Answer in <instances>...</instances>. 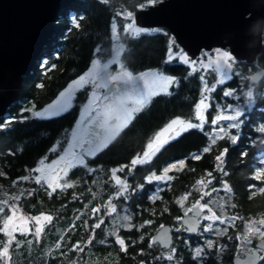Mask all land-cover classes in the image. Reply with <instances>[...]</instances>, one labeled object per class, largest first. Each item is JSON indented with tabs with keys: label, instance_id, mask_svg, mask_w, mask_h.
I'll list each match as a JSON object with an SVG mask.
<instances>
[{
	"label": "trees",
	"instance_id": "16d2710c",
	"mask_svg": "<svg viewBox=\"0 0 264 264\" xmlns=\"http://www.w3.org/2000/svg\"><path fill=\"white\" fill-rule=\"evenodd\" d=\"M142 2L145 0H108L107 3L104 0H77L58 12L55 18V34L35 61L32 72L23 78L18 101L8 109L7 113H12L17 119L10 123L9 128L0 129V172H3V175H0V200L19 195L21 190L39 189L34 181H23L20 178L26 176L57 141H63L68 135L78 118L80 103L86 93L84 90L78 91L69 110L59 116L36 118L25 109L33 105L35 108H41L54 100L71 81L89 68L98 48L100 50L98 54L103 59L106 58L111 47V25L118 12L121 9L135 11ZM70 13L83 18L79 22V27L69 26ZM124 38L126 45L121 59L125 68L138 72L162 67L165 72L183 73L182 64L164 62L168 52L165 34L143 32L138 36ZM235 66L244 76L252 73L254 67L264 66V43L255 65L241 61ZM198 78L197 73L187 76L175 99L162 96L158 99L153 98L147 109L143 108L136 112L129 124L110 141L107 148L98 152L96 156L88 158L89 167L98 171L89 174L82 167L71 169L65 179L72 182L74 187L63 192L57 188L51 198L45 191L39 190L34 191L31 196L25 194L19 201H15L24 213L48 214L52 217V221L44 226L39 237L34 236L33 231L28 232L26 236L21 235L20 232L16 233V240L23 243L17 248L13 242L9 248L7 264H171L172 262L167 260L156 259L164 251L158 244L149 248L151 236L163 223L171 224L172 229L179 224L177 217H181L184 211L175 202L176 199L190 192L185 207L192 203L199 191L195 188L188 190L186 183L190 184L193 177L199 176L204 171H218L216 156L225 149L227 152L222 157L223 167L227 171H235L230 177L235 184L230 196L232 204L235 205L234 213L253 216L255 219L264 217V187L258 189L256 184L254 187L248 183L250 171H253L254 175L258 171H264V162L248 140L249 122L244 114L239 131L241 138L236 144H233L228 136H224L212 145L209 152L203 153L199 160L192 159L194 154L202 153L203 148L211 142L208 136L209 123H207L203 131L188 130L182 138L169 143L158 152L148 164L137 165L129 173L128 198L120 197L115 200L119 206L118 212L121 216L131 215L133 225H139L145 220H151L153 223L139 230L136 227L119 230V235L125 240L126 251H121L120 246L115 242V237L108 235L113 227L111 216H106L101 228L95 229L93 233L96 219L91 209L104 204L115 191L113 181L109 180L110 170L130 164L131 160L144 149L153 131L166 117L177 112H187L191 108L196 95L200 93ZM41 84L44 87H39ZM247 87L248 78H241L235 74L231 80L211 92L208 121L212 120L217 105L236 102L232 97L223 95L227 89L237 90L239 100L242 101L240 105H244L246 109L242 96H244L243 90ZM22 117L28 118L22 119ZM4 122V117H0V124ZM178 160L185 161L184 167L182 170H177L180 169L178 164L177 169L172 171H180L183 174L173 186L161 187L160 189H163L159 193L161 199L153 203L151 197L156 194L157 188L153 183H148L145 177L153 171H161V168L171 161L178 163ZM255 182L257 183L256 178ZM74 194L79 199H73ZM165 207L168 208L167 212L163 211ZM151 209L156 210L155 215L151 214ZM7 212L8 207H5L4 213L0 214V228L3 226ZM102 214L103 209H101ZM237 226L239 230L243 228ZM231 227H233L231 232L237 229L230 225L229 228ZM173 232L172 246L176 248L179 264L231 263L233 256L231 244H228L224 252L218 253L214 248L206 257L193 260L191 248L195 245L196 235L182 232L181 238H178V233L174 230ZM93 234L94 239L88 243L89 237ZM141 235H144L143 241L140 240ZM101 240L107 242L102 244ZM5 241L6 236L0 232V249ZM133 241L135 243H132ZM57 243L60 245L59 248L56 247ZM186 244H190L191 248ZM74 245H79L83 251L73 247ZM0 264H5V261L0 259Z\"/></svg>",
	"mask_w": 264,
	"mask_h": 264
},
{
	"label": "snow or ice",
	"instance_id": "6c2138e0",
	"mask_svg": "<svg viewBox=\"0 0 264 264\" xmlns=\"http://www.w3.org/2000/svg\"><path fill=\"white\" fill-rule=\"evenodd\" d=\"M105 3L108 0H104ZM163 0H145V2L139 3L138 8L143 10L148 7L155 6L159 3H162ZM125 20H130V23H126L123 26V30L125 33H130L133 36H138L142 32L149 31L143 29L142 27L137 26V21L134 18V13L128 11L124 14ZM82 17H77L75 14H69V26L71 28L79 27L80 20ZM113 36H117V23L113 20L111 25ZM156 31V30H151ZM166 34V33H165ZM177 47V51H173V47ZM100 50L97 49V52ZM215 56L213 57L210 50H204L202 56L199 60V68L205 70L204 74L201 75L200 79L203 81L204 88L201 92V99L195 105V116L194 119L199 121L198 123H194L192 120H184L180 118L173 119L169 124H167L160 132L156 133V136L152 141L147 144V150L142 154H138L134 157L130 164L120 165L119 167L112 168L110 170L111 176L109 177L110 181H115L116 192L113 196H111L104 204L94 207L91 209L92 213L95 214L96 222L93 225V233L95 229L101 228L104 224V218L106 216L112 217V229L109 230L108 235L115 237V242L120 246L121 251H126V243L125 240L119 235V230L121 228H133L136 227L137 230L143 229L146 225H151L153 221L145 220L143 223L139 225H133L131 223L132 217L129 214L121 216L118 212V204L113 201L123 197L127 199L128 196L126 193L130 185L127 183V180H122L117 173H125V169L128 170L125 175L131 173L137 165L148 164L152 157L156 155L157 152L163 148V146L168 143L169 140L178 137L182 132L187 131L189 129H200L203 131V126L207 122L204 116V111L208 109L210 106L209 103H206L210 99L206 93H211L215 91L216 87L219 84L225 83V81L229 80L233 76L232 65L235 63V58L233 55H230V52L227 50H221L219 48L214 50ZM207 58V62H205L204 58ZM174 60H179L183 64L188 65L191 68L192 73L198 71L197 68V60H192L190 57L184 52L183 49L178 48L175 45V41L172 40L168 46V52L166 54L165 63H171ZM99 61H93V69L90 70L89 73L80 76L78 80L73 81L72 84L68 86L65 91L59 94V97L52 103L47 106V108L42 111H36L35 105L30 108L25 109L27 112H31L32 116L36 118H51L54 116H59L64 112L68 111L72 106V101L74 99V93L79 88L83 87L85 84L92 85V94L89 99L88 105L84 107V113H82L81 120L77 124V129H79V133L77 130H73L70 133V137L65 136L63 141H57L56 144L50 149V153H59L58 158L51 161V163L46 164L48 160V156L46 155L44 158L39 160V166L35 169H31L30 174L21 177L20 179L23 181L32 180L36 185L39 186V189L36 190H21L19 195H15L10 197L9 199L0 200V214L4 213L5 207H8L10 211L15 213L17 211L16 205L10 204L9 200L19 201L22 196L27 194L31 196L34 191L43 190L46 192L49 198L53 196V193L56 192L57 188L60 189L61 192L65 191L68 188L74 187V184L69 180L65 179L68 176V172L71 169L82 167L87 170L89 174L98 171V169L89 167L88 158L94 157L100 151L108 147L111 139L114 138V135L118 132V130L126 124L128 121L132 119V116L135 112H138L143 108L146 104H148L153 96H157L160 94L170 95L169 88L173 85L178 86L179 81L176 77L165 75L160 71H149L140 73L137 76H133V74L127 71L123 65H121V73L112 75L106 71L108 68L107 64L103 66H99ZM217 73L220 77L219 80L214 83L211 88H209L205 75L208 71ZM130 86V91L132 94L136 95L138 98L135 100V107H129L125 103V99L128 96L127 91H123L121 87ZM39 87H44V85H39ZM107 90L103 92V95L100 94L101 90ZM111 93V95H109ZM223 95L225 97H231L234 95L233 91H224ZM224 112H231L232 115H225ZM118 114V115H117ZM244 114V110L238 107H229L228 105H224L220 114L216 115L212 121V125H217L220 121H230L227 124V128L237 129V135L229 136L228 132L225 131V128L220 127L219 131L213 130L212 133H208L210 144L207 147H204L202 153L194 154L191 158L199 160L203 153H207L211 150L212 145L217 143L218 139H223L224 136H228L233 144H236L239 139V129L241 128L242 121L240 117ZM28 117H22V119H27ZM5 122L0 124V129H7L12 121L16 120L17 117L8 116L5 117ZM260 132H264V127L258 129ZM66 144V147L63 145ZM227 152V149L224 152H221L216 156V161L218 162L216 168L223 175L227 176L228 173L223 169V159L222 157ZM61 162H64V166L59 168L55 172L46 171L52 170L55 166L60 165ZM180 165V169H177V163H171L168 166L164 167L162 170V174L157 175L156 172H151L148 176L145 177V180L148 183L153 181L157 182H165L171 181L175 177L168 175V173L173 170H182L185 165L184 160H180L178 162ZM192 171H195L192 169ZM39 173V175L32 176L31 173ZM62 173V175H61ZM0 175H3V172H0ZM207 179L198 180L197 185H202L203 187H208L211 184L212 180L215 179L211 172L207 173ZM256 179L264 178V171H258L255 175ZM62 181V183L60 182ZM18 183V182H13ZM78 183V182H77ZM46 185V187H45ZM138 187H143V185H138ZM224 189L231 193L232 189L227 184H223ZM51 189V191H48ZM163 189H157L156 194L151 197L153 203L156 200L161 199L160 191ZM199 191V188L196 189ZM91 191V190H89ZM216 188H212L211 192H216ZM211 192L204 193V195H211ZM191 193H186L176 199V203L183 209L184 216L177 217V221L180 223V227L175 229L176 232L186 231L190 233L202 234L203 232L214 233L216 236H224L227 235V228H214V224L216 221H219L220 224L228 223L229 225L234 226V222L237 219H243V217L231 216L224 218L222 216H217L213 209L209 206L211 201L208 203H201L200 200H196L191 203L190 206L185 207V201L188 199ZM73 199H79L75 194L73 195ZM203 199V196L200 198ZM87 207V205H86ZM231 207H235V205H231ZM101 209H103V214L101 215ZM207 209L208 214H204V210ZM151 214L155 215L156 210L151 209ZM164 212L168 211V208L165 207L163 209ZM221 211L223 208L221 207ZM191 213V215H189ZM115 214V215H113ZM30 219L35 222L37 225L35 227V231L33 233L34 236L39 237L41 233L40 221L43 219L48 223H51V216H33ZM79 219V217H77ZM12 220V216H6L3 220V227L0 228V232H3L7 237V240L3 242V247L0 249V259L5 261L7 264V258L9 255V248L12 246L13 242H15L16 247L19 248L23 243L22 241L16 240L15 236L11 231H8L9 222ZM209 221L206 225L201 229V221ZM251 224H257L255 227V232H245L242 234H237L235 237H229V239H236L240 241L239 251L241 254H246V258L243 260H239L237 264H259L260 261H264V219L259 220L258 222L252 221ZM85 225H87V221H85ZM248 227V223H246V228ZM171 229L165 228L164 225H160L159 235L151 237V242L149 243V248H151L154 244H159L162 248L167 249L166 253H162L160 256L156 257L157 260H167L169 262L174 261L176 257V248L172 246V241L169 233ZM20 234L26 236L28 233L25 230H21ZM253 236L260 241L255 247V249H250L248 246L252 244ZM63 239V237H61ZM94 239L93 236L89 237L88 243L92 242ZM144 235L140 236V240L143 241ZM106 240H101L100 243H106ZM30 244L31 241L29 240ZM132 243H135L134 241ZM187 247L191 248L190 244H186ZM56 247L59 248V243L56 244ZM73 247L79 248V250L83 251V248L79 245H74ZM216 247L219 252L224 251L223 245H219L218 241L215 240H206L204 246H198L195 248H191L193 253L192 259L197 260L201 258L203 255H206L205 249H212ZM179 264V261L176 262Z\"/></svg>",
	"mask_w": 264,
	"mask_h": 264
},
{
	"label": "water",
	"instance_id": "95a60500",
	"mask_svg": "<svg viewBox=\"0 0 264 264\" xmlns=\"http://www.w3.org/2000/svg\"><path fill=\"white\" fill-rule=\"evenodd\" d=\"M75 1L0 0V117L18 101L23 78L32 72L55 34L56 15ZM134 18L140 27L167 28L192 56L221 48L228 49L236 61L254 64L263 47L264 0H163L143 10L137 8ZM263 77L264 68H260L251 74L249 83ZM162 225L172 230L173 244L172 225ZM159 230L160 226L151 237L158 236ZM245 258L235 255L232 263Z\"/></svg>",
	"mask_w": 264,
	"mask_h": 264
},
{
	"label": "rangeland",
	"instance_id": "374dc122",
	"mask_svg": "<svg viewBox=\"0 0 264 264\" xmlns=\"http://www.w3.org/2000/svg\"><path fill=\"white\" fill-rule=\"evenodd\" d=\"M128 11H131V10H128V9H121L119 12H118V15L115 17V21H116V23H117V36L116 37H114L113 36V33H112V29H111V35H110V38H111V47H109V49H108V51H109V54H108V56L106 57V58H102V56H100V54H98V52H97V50H96V56L94 57V59L92 60V62H91V64H90V66H89V68L85 71V72H83L80 76H83V75H85V74H87V73H89L90 72V70H92L93 69V61H99L100 62V65L99 66H103L104 64H107L108 65V68L106 69V71L107 72H109L110 74H112V75H116V74H119V73H121V65H123V67L125 68V66H124V62L122 61V59H121V57H122V53H123V51L125 50V42H124V37H129V36H133V35H131L130 33H125L124 32V30H123V26L126 24V23H130L131 21L130 20H125V18H124V14L126 13V12H128ZM131 12H133L134 13V11H131ZM138 26V25H137ZM144 29V28H143ZM149 31H150V29H149ZM143 33V32H142ZM172 40H174L175 41V39L172 37L170 40H169V43L172 41ZM175 45L176 46H178V48H180V49H182V47H180V45H178L177 43H176V41H175ZM99 49V48H98ZM215 49H217V48H215ZM215 49H212V50H210L211 51V53H212V55H213V57L215 56V53H214V50ZM219 49H221V48H219ZM178 49H177V47H173V51H177ZM184 50V49H183ZM221 50H227V51H229L228 49H221ZM184 52L186 53V51L184 50ZM203 53V52H202ZM202 53L199 55V56H197V57H190V59H192V60H197V68H198V71H196V72H194V73H197V74H199V76L201 77V75L202 74H204V72H205V70L204 69H202V68H199V60H200V58H201V56H202ZM187 54V53H186ZM188 55V54H187ZM230 55H231V53H230ZM205 59V62H207V58L205 57L204 58ZM176 61H179V60H176ZM179 62H181V61H179ZM237 63V61H235V63L232 65V70H233V76L235 75V74H237V75H239V77H241V78H245V77H247L248 79H249V77L251 76V73H249L248 75H246V76H244V75H242L241 73H240V71H239V69L235 66V64ZM187 67H188V69H189V71L191 72L192 70H191V68L188 66V65H186ZM127 71H129V72H131L132 74H133V76H137V75H139L140 73H143V72H149V71H159L158 69H146V70H141V71H139V72H133V71H131V70H129L128 68H125ZM161 72V71H160ZM165 74V73H164ZM165 75H168V74H165ZM80 76H78L76 79H74L73 81H76V80H78L79 79V77ZM232 76V77H233ZM205 78H206V80H207V83H208V86H209V88H211V86L214 84V83H216V81L217 80H219L220 79V77H219V75L217 74V73H214V72H211L210 70L207 72V74L205 75ZM229 80H231V79H229ZM229 80H227V81H225V83L226 82H228ZM73 81H71L67 86H66V88H64L61 92H63V91H65V89H67L68 88V86L70 85V84H72V82ZM210 83H209V82ZM225 83H223V84H225ZM220 85H222V84H219L218 86H220ZM217 86V87H218ZM121 87L123 88V91H127L129 94H128V96L126 97V99H125V103L127 104V106H129V107H135L136 105H135V100L138 98L136 95H134V94H132L131 93V91H130V86L129 87H124L123 85H121ZM217 87H216V89H217ZM249 88V85H248V87L246 88V89H244L243 90V94H244V96H242L243 98V102H245V104L247 105V89ZM242 89V88H241ZM81 90H84L85 91V93H86V96H85V98L81 101V103H80V108H79V115H78V118H77V120H76V122L74 123V125H73V127L69 130V132L67 133L68 135V137L69 138H71L70 137V133L75 129V130H77V132L79 133V129H77V124H78V122L81 120V117H82V113H84V107H85V105H88V103H89V99H90V97H91V94H92V85L91 84H85L83 87H81V88H79L77 91H75V93H74V97H75V95H76V93L78 92V91H81ZM105 90H101V92H100V94L101 95H103V92H104ZM226 91H233L234 92V95L233 96H231L232 97V99L233 100H236V102L235 103H231V102H227L226 104H219V105H217L216 106V109H215V113H214V115H212V119L216 116V115H218V114H220V112H221V110H222V108H223V106L224 105H228L229 107H238V108H241V109H243L244 110V113H245V109H244V107H242L240 104L242 103V101H240L239 99V93L237 92V90L236 89H234V88H232V89H230V90H226ZM60 92V93H61ZM59 93V94H60ZM59 94H58V96L54 99V100H52L50 103H48V104H46L45 106H43V107H41V108H35V110L36 111H42L43 109H45V108H47V106L49 105V104H52L58 97H59ZM109 95H111V93L109 94ZM206 95H208L209 97H210V99L208 100V101H206V103H209V107H208V109L206 110V111H204V116H205V118H206V124L207 123H209V130H208V133H212L213 132V130L215 129L216 131H219V129H220V127H224L225 128V131H227L228 132V135L229 136H232V135H237V129H235V128H232V129H229V128H227L226 126H227V124L230 122V121H224V120H222V121H220L217 125H212L211 124V121L209 122L208 121V111H209V109L211 108V93H206ZM154 97V96H153ZM153 97L151 98V100H150V102L148 103V104H146L143 108L144 109H147L148 107H149V105L152 103V100H153ZM200 99H201V96H200ZM199 99V100H200ZM199 100H198V102H199ZM73 101H74V99H73ZM73 101H72V104H73ZM197 102V103H198ZM143 108H141V110L143 109ZM31 113V112H30ZM136 113V112H135ZM134 113V114H135ZM134 114H133V116H132V118L134 117ZM223 114H225V115H232L233 113H231V112H224ZM118 115V114H117ZM8 116H13V114L12 113H7L5 116H4V118L5 117H8ZM31 116H32V113H31ZM194 116H195V113H194V115L190 118V119H185V120H192L194 123H198L199 121H196L195 119H194ZM243 117H244V114L240 117V120L241 121H243ZM176 119V118H175ZM4 121H5V119H4ZM131 121V120H130ZM130 121H128L126 124H124L119 130H118V132L114 135V137L122 130V129H124L128 124H129V122ZM172 121V120H171ZM171 121H169L167 124H169ZM167 124H165L158 132H160ZM239 131H240V129H239ZM157 132V133H158ZM209 136V135H208ZM154 137L155 136H153L152 138H151V140L150 141H152L153 139H154ZM112 140V139H111ZM149 141V142H150ZM148 142V143H149ZM147 143V144H148ZM56 144V143H55ZM54 144V145H55ZM147 144L145 145V147H144V149L140 152V153H138V154H142L144 151H146L147 150ZM53 145V146H54ZM52 146V147H53ZM64 147H66V144H64L63 145ZM51 147V148H52ZM50 148V149H51ZM224 152V151H223ZM137 154V155H138ZM48 156V160L46 161V164H49V163H51V161L52 160H54V159H57L58 158V155H59V153H50V150L43 156V157H41L40 159H42V158H44L45 156ZM136 155V156H137ZM135 156V157H136ZM153 158V157H152ZM39 159V160H40ZM152 160V159H151ZM262 160H263V162H264V158H262ZM169 165V164H168ZM168 165H166V166H168ZM178 165V164H177ZM39 166V161L37 162V164H36V166L35 167H33L32 169H35L36 167H38ZM64 166V162H61V164L60 165H57V166H55V168L54 169H52V170H47L46 169V171H53V172H55L56 170H58L59 168H62ZM165 166V167H166ZM164 168V167H163ZM163 168H162V170H163ZM161 170V171H162ZM172 171V170H171ZM128 172V170L127 169H125V173H127ZM125 173H117V176H119L122 180H124V179H126L127 180V176L129 175V174H127V175H125ZM30 174V171H29V173L27 174V175H29ZM157 175H160V174H162V172H159V173H156ZM31 175L32 176H35V175H39V173H35V172H32L31 173ZM61 175H62V173H61ZM206 180H204L205 182L207 181V179H209V178H205ZM61 182V181H60ZM166 182V181H165ZM165 182H164V184H162V186H164L165 185ZM113 183H114V185H115V181H113ZM127 183L130 185V183L128 182V180H127ZM161 183L162 182H159V184H158V186L159 185H161ZM213 187H211V185H209L208 187H203L202 185H199V193H198V195L195 197V199H194V201L195 200H200V202L201 203H208L209 201H211V203L209 204V206L213 209V211L216 213V215L217 216H222V217H224V218H227V217H231V216H237V217H242L240 214H237V213H234V208L233 207H231V205H233L232 204V202H231V198H230V194H229V192H223V191H216V192H211V189H212ZM157 189H158V187H157ZM160 189V188H159ZM116 187H115V191H114V193L112 194V196L115 194V192H116ZM129 190H130V187H129V189H128V192L126 193V195L129 193ZM209 192H211V195L209 196V195H204V193H209ZM201 196H203V199L201 200L200 198H201ZM193 201V202H194ZM114 203H115V200L113 201ZM192 202V203H193ZM9 203L10 204H15L16 205V208H17V211L15 212V213H13L12 211H10V209L8 208V212H7V216H12V220L9 222V227H8V231H11L12 232V234L15 236L16 235V233H18V232H20L21 230H25V231H27V233L28 232H30V231H35V227L37 226L36 224H35V222L34 221H32V220H30V219H26V218H30V217H33V216H49L48 214H38V215H28V214H26V213H24L23 211H22V209L17 205V203L15 202V201H9ZM191 205V204H190ZM189 205V206H190ZM221 207L223 208V211H221ZM204 214L205 215H207L208 214V212H207V209H205L204 210ZM245 217V216H244ZM261 219H263V218H260V219H257V220H252V221H256V222H258L259 220H261ZM209 221H205V220H202L201 221V229L203 228V226L204 225H206L207 223H208ZM236 222L240 225V226H242L243 228L241 229V230H239L238 229V226H237V224H236ZM48 222L47 221H44L43 219L40 221V225H38L39 227H41V231L43 230V228H44V226L47 224ZM246 223H248V227L246 228ZM229 224L228 223H225V224H220L219 223V221H216L215 222V224H214V228H220V229H223V228H227L228 229V232H227V235H224V236H216L214 233H207V232H203L202 234H195L196 235V238H195V245L193 246V248H195V247H198V246H204V244H205V241L206 240H209V239H211V240H215V241H218V243H219V245H223V246H225L224 247V251L225 250H227V246H228V244H231L232 245V250H231V252H232V254L233 255H236V254H239V255H241V252L239 251V246H240V241H238V240H236V239H229V237H235L237 234H242V233H245V232H250V233H254L255 232V227L256 226H258L257 224H251L250 223V221L249 220H244V219H237L235 222H234V227L235 228H237V230H234V232H231V229L233 228V227H231V228H229ZM3 227V226H2ZM177 227H180V223L177 225V226H175L174 228H173V230L175 231V229L177 228ZM176 232V231H175ZM182 232H186V231H180V232H176V233H178V235H177V237L178 238H181V234H182ZM255 239V237L253 236V238H252V241ZM6 240H7V237H6ZM249 248H250V246H248ZM214 248H216V247H214ZM214 248H212V249H205V252L207 253L206 255H203L202 257H206ZM217 249V248H216ZM164 251V253H166L167 252V250L165 251V250H163ZM223 251V252H224ZM217 252H218V249H217ZM219 253H221V252H219ZM8 257H9V255H8ZM201 257V258H202ZM169 262V261H168ZM176 262H177V256L175 257V259H174V261H172V263L171 264H176Z\"/></svg>",
	"mask_w": 264,
	"mask_h": 264
},
{
	"label": "flooded vegetation",
	"instance_id": "af4514ba",
	"mask_svg": "<svg viewBox=\"0 0 264 264\" xmlns=\"http://www.w3.org/2000/svg\"><path fill=\"white\" fill-rule=\"evenodd\" d=\"M140 27V26H139ZM142 28H144V29H146V30H149L150 29V31H145V32H147V33H163V34H165V36H166V38H167V45L169 46V40L173 37L174 39H175V37L169 32V30L167 29V28H165V27H161V26H156V27H142ZM151 30H156V31H151ZM56 32V31H55ZM176 41V40H175ZM177 43V42H176ZM263 43H264V32H263ZM178 44V43H177ZM179 45V44H178ZM181 47V46H180ZM168 49V48H167ZM183 49V48H182ZM203 52V51H202ZM201 52V53H202ZM187 54H188V56L189 57H197V56H199V55H197V56H192V55H190L188 52H186ZM258 57H259V55L257 56V60H256V62L254 63V64H250V63H248V64H250V65H255L256 63H257V61H258ZM166 59V58H165ZM237 62H239V61H237ZM241 62V61H240ZM244 62V61H243ZM171 63H175V64H182L183 65V68H184V71H183V73H181V74H178V73H176V74H173V73H169V72H165L164 70H163V68L162 67H155V68H153V69H158L159 71H161V72H163V73H165V74H168V75H170V76H174V77H176L177 78V80L179 81V84H178V86H176V85H173L172 87H170L169 88V91H170V95H166V94H160V95H157V96H154L153 98H156V99H158V97H160V96H162V97H167V98H173V99H175L176 98V96H178V92H179V89H181L180 88V86H181V84L183 83V80H184V82H186V77L187 76H189L188 74L190 73V71H189V69H188V67L185 65V64H183L182 62H179V61H176V60H174V61H172ZM246 63V62H245ZM170 64V63H169ZM260 68H264V66H257V67H254V69H253V71H252V73L253 72H255L256 70H258V69H260ZM149 69H152V68H149ZM146 70V69H145ZM139 72V71H138ZM251 73V74H252ZM198 76H199V74H198ZM198 81H199V83H198V85H199V91H200V93L198 94V95H196V99H195V101H194V103L192 104V106H191V108L187 111V112H177V113H175V114H173V115H171V116H169V117H166L163 121H162V123H160L157 127H156V129L153 131V133H152V135H151V137H150V139H149V141L151 140V138L153 137V136H156V133L165 125V124H167L169 121H171V120H173V119H175V118H180V119H190L193 115H194V113H195V105L197 104V102H198V100L200 99V96H201V92H202V90H203V88H204V84H203V81L200 79V76H199V78H198ZM248 85H249V88L247 89V105H246V109H245V113L244 114H246V118H247V120H248V122H249V126H248V131H249V136H248V140L250 141V143L251 144H253L254 145V147H255V149L257 150V152H258V155H260L261 156V158H264V132H260V131H258V129L259 128H261V127H264V77L262 78V80L261 81H259L258 83H249V79H248ZM168 100V99H167ZM180 100V99H179ZM178 100V101H179ZM180 101H182V100H180ZM244 106V105H243ZM242 106V107H243ZM2 117H4V116H2ZM243 120H244V118H243ZM243 122V121H242ZM205 126H206V123L204 124V126H203V129H205ZM193 129H196V128H193ZM123 130V129H122ZM121 130V131H122ZM190 130V129H189ZM197 130H199V131H201L200 129H197ZM188 131V130H187ZM187 131H184V132H182L178 137H175L174 139H171V140H169L168 141V143H166L164 146H163V148L164 147H166L169 143H172V142H175V141H177V140H179L180 138H182L183 137V135L187 132ZM241 138V136L239 135V139ZM239 139H238V141H239ZM148 141V142H149ZM237 141V142H238ZM147 142V143H148ZM163 148H161V150L163 149ZM160 150V151H161ZM159 151V152H160ZM156 154H158V152L156 153ZM156 156V155H155ZM155 156H153V158L155 157ZM152 158V159H153ZM179 161V160H178ZM171 163H177V161H171L170 163H167L166 165H168V164H171ZM218 163V162H217ZM178 164V163H177ZM165 165V166H166ZM165 166H163V167H165ZM162 167V168H163ZM162 168H161V170H162ZM223 169H224V171L225 172H227L228 173V175L227 176H225V175H223L220 171H204L202 174H200L199 176H195V177H193V179L191 180V182H190V184H188V183H186V187L188 188V190H191L192 188H195V189H197V188H199V185H197V181L198 180H206L205 178L207 177V173L208 172H211L212 174H213V176L215 177V179H213L212 180V182H211V184H209V185H211V187H213V188H216L218 191H223V192H226V190L224 189V187H223V184L224 183H227L230 187H231V189H232V191L234 190V186H235V184H234V182H233V180H232V178H231V180H230V177L233 175L232 173H234L235 171H227V169H225L224 167H223ZM153 172H156V173H159V172H162V171H153ZM180 171H170L169 173H168V175H170V176H173V177H175L173 180H171V181H166L165 182V185L164 186H173V184L175 183V182H177L179 179H180V175L181 174H183L182 172H180ZM149 175V174H148ZM147 175V176H148ZM182 178H184V175H183V177ZM207 178H209V177H207ZM210 179V178H209ZM151 183H153L154 184V187L155 188H163L164 186H162V184H164V182H162L161 183V185H159L158 186V184H159V182H157V181H153V182H151ZM248 183H250V185L251 186H253L254 185V187H255V184L258 186V189H260V188H262V187H264V178H261V179H257V183L255 182V175H254V172L253 171H250V177H249V180H248ZM247 183V184H248ZM208 185V186H209ZM250 187V186H249ZM251 188H253V187H251ZM232 191H231V193H232ZM231 193H229L230 194V196H231ZM194 200H192V202H193ZM196 201V200H195ZM194 201V202H195ZM184 215V214H183ZM182 215V216H183ZM181 216V217H182ZM242 216V215H241ZM243 217V219L246 221V220H249L250 222H252V220H257V219H255V217H253V216H242ZM263 219H264V217H262ZM259 219V218H258ZM236 224L237 225H239L237 222H236ZM235 230H237V229H235ZM259 242V240L258 239H254L253 241H252V244L250 245V249H255V247H256V245H257V243ZM236 255H239V254H236ZM244 255H246V254H241L240 256H244ZM235 255H233L232 256V258L234 257ZM230 264H233L232 263V259H231V263ZM259 264H264V261L263 262H261V263H259Z\"/></svg>",
	"mask_w": 264,
	"mask_h": 264
},
{
	"label": "bare ground",
	"instance_id": "6f19581e",
	"mask_svg": "<svg viewBox=\"0 0 264 264\" xmlns=\"http://www.w3.org/2000/svg\"><path fill=\"white\" fill-rule=\"evenodd\" d=\"M34 68V67H33ZM33 70V69H32ZM31 73V72H30Z\"/></svg>",
	"mask_w": 264,
	"mask_h": 264
}]
</instances>
